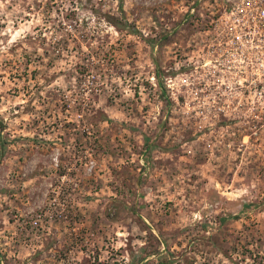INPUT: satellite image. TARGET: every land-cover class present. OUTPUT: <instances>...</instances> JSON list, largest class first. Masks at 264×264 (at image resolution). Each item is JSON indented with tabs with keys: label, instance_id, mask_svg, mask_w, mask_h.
Here are the masks:
<instances>
[{
	"label": "rangeland",
	"instance_id": "rangeland-1",
	"mask_svg": "<svg viewBox=\"0 0 264 264\" xmlns=\"http://www.w3.org/2000/svg\"><path fill=\"white\" fill-rule=\"evenodd\" d=\"M219 4L0 0V264H264V94L221 93Z\"/></svg>",
	"mask_w": 264,
	"mask_h": 264
},
{
	"label": "built area",
	"instance_id": "built-area-1",
	"mask_svg": "<svg viewBox=\"0 0 264 264\" xmlns=\"http://www.w3.org/2000/svg\"><path fill=\"white\" fill-rule=\"evenodd\" d=\"M216 80L224 83L221 93L264 94V0H221L216 6Z\"/></svg>",
	"mask_w": 264,
	"mask_h": 264
},
{
	"label": "trees",
	"instance_id": "trees-1",
	"mask_svg": "<svg viewBox=\"0 0 264 264\" xmlns=\"http://www.w3.org/2000/svg\"><path fill=\"white\" fill-rule=\"evenodd\" d=\"M1 122H0V127H1ZM2 152H3V146L1 145V141H0V155L2 154Z\"/></svg>",
	"mask_w": 264,
	"mask_h": 264
}]
</instances>
